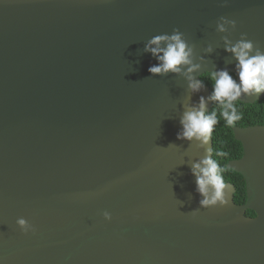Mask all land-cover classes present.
<instances>
[{"label": "water", "instance_id": "water-1", "mask_svg": "<svg viewBox=\"0 0 264 264\" xmlns=\"http://www.w3.org/2000/svg\"><path fill=\"white\" fill-rule=\"evenodd\" d=\"M174 28L201 71H233L224 40L264 51V0H0V264H264V125L233 127L246 202L225 182L228 204L202 208L191 166L213 139L177 132L211 89L143 52Z\"/></svg>", "mask_w": 264, "mask_h": 264}, {"label": "clouds", "instance_id": "clouds-1", "mask_svg": "<svg viewBox=\"0 0 264 264\" xmlns=\"http://www.w3.org/2000/svg\"><path fill=\"white\" fill-rule=\"evenodd\" d=\"M227 0H225V4ZM225 24L236 28V21L221 16L216 22L219 32L225 31ZM256 42L249 39L247 33H241L236 41L224 40V51L230 53L235 61L233 71L228 68H212L201 71V65L193 62L194 44H190L185 34L178 28L172 32L161 33L148 39L143 48L144 53H149L156 60L155 64L148 67L152 76H166L168 73H183L188 81L191 92L197 93L203 85L204 79L211 86L210 95L205 98L200 96L198 104L188 107L181 119V130L177 132V139L192 141L193 139L207 144L212 138L215 125L218 123L216 110L206 114L208 100L216 102L221 108V115L227 126H233L241 119L237 105L234 103L242 95L258 96L264 93V51L256 46ZM207 52L213 51L209 46ZM200 72L197 79L193 73ZM235 73V76L233 75ZM220 156H227L221 151ZM228 171L219 165L211 156H206L201 161L192 164L191 175L195 179V192L202 199L199 204L202 208L223 207L228 204V193L225 192L226 183L221 173ZM104 220L110 221L112 215L109 211L102 213ZM16 224L25 234L35 232L33 225L29 231V221L19 217Z\"/></svg>", "mask_w": 264, "mask_h": 264}, {"label": "trees", "instance_id": "trees-1", "mask_svg": "<svg viewBox=\"0 0 264 264\" xmlns=\"http://www.w3.org/2000/svg\"><path fill=\"white\" fill-rule=\"evenodd\" d=\"M233 75L235 76L234 73ZM203 82L211 89L207 79H204ZM234 103L237 105L238 112L241 114V119L231 127L227 126L226 121L221 115V108L216 104V102L213 101V105L207 114L211 113L215 109L218 120L212 134L213 159L219 165L228 169V171L222 172L221 175L225 182H231L235 185V202L245 203L247 199L246 180L241 173L227 166L230 160L238 159L243 155V145L236 139L233 127L236 125L242 127L256 124L264 125V97L253 103H247L241 100ZM221 151L227 153V156H220L217 154ZM247 213L252 216L256 215V212L252 209H248Z\"/></svg>", "mask_w": 264, "mask_h": 264}]
</instances>
